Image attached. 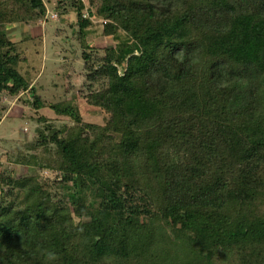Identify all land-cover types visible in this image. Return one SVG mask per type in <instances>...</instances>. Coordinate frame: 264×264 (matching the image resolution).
<instances>
[{
    "label": "trees",
    "instance_id": "1",
    "mask_svg": "<svg viewBox=\"0 0 264 264\" xmlns=\"http://www.w3.org/2000/svg\"><path fill=\"white\" fill-rule=\"evenodd\" d=\"M87 2L59 6L77 12L84 98L105 122L52 105L67 131L12 151L66 195L21 188L0 162V264H264V0ZM46 14L0 0V24ZM93 17L127 43L89 42ZM28 60L0 32V98L28 93L45 124Z\"/></svg>",
    "mask_w": 264,
    "mask_h": 264
},
{
    "label": "rangeland",
    "instance_id": "2",
    "mask_svg": "<svg viewBox=\"0 0 264 264\" xmlns=\"http://www.w3.org/2000/svg\"><path fill=\"white\" fill-rule=\"evenodd\" d=\"M45 2L47 14L40 20L24 22L13 17L9 24H0V32L8 33L28 57V62L21 64L19 70L33 82L45 102L42 117L49 120L44 124L33 118V105L28 93L0 98V162L8 172H13L21 188L43 186L53 189L58 179V173L46 169L31 170L28 166L15 165L12 153L14 149H24L42 139L50 140L58 130L67 131L65 124H68L69 116L59 114L52 105L59 106V110L72 105L86 121L105 122V113L87 104L84 98L87 70L82 57L85 48L77 25V12L60 7L59 0ZM86 4L89 8L88 2ZM84 13L86 18H90L88 9ZM91 20L92 26L87 29L89 42L101 48L115 46L119 50L127 43L128 36L123 31L117 37L106 38L103 34L104 20L97 17ZM99 55L104 56L105 53ZM53 190L66 195L59 188Z\"/></svg>",
    "mask_w": 264,
    "mask_h": 264
},
{
    "label": "clouds",
    "instance_id": "3",
    "mask_svg": "<svg viewBox=\"0 0 264 264\" xmlns=\"http://www.w3.org/2000/svg\"><path fill=\"white\" fill-rule=\"evenodd\" d=\"M176 58L178 60H181L182 61V59H183V52L177 53ZM47 257H48L49 260H54V259H56V254L54 252H48L47 253Z\"/></svg>",
    "mask_w": 264,
    "mask_h": 264
},
{
    "label": "built area",
    "instance_id": "4",
    "mask_svg": "<svg viewBox=\"0 0 264 264\" xmlns=\"http://www.w3.org/2000/svg\"><path fill=\"white\" fill-rule=\"evenodd\" d=\"M83 2L87 3L86 0H83ZM54 17H56V15H53ZM84 17H85V14H84ZM86 18V17H85Z\"/></svg>",
    "mask_w": 264,
    "mask_h": 264
}]
</instances>
